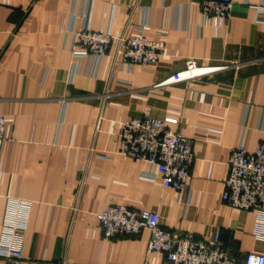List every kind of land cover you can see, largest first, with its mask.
Returning <instances> with one entry per match:
<instances>
[{"label":"crops","instance_id":"0c3cea01","mask_svg":"<svg viewBox=\"0 0 264 264\" xmlns=\"http://www.w3.org/2000/svg\"><path fill=\"white\" fill-rule=\"evenodd\" d=\"M84 29L158 43L159 63L76 57ZM187 60L227 69L160 86ZM147 114L195 142L183 193L119 154L123 124ZM0 117V253L4 224L24 227V261L0 264H163L148 231L103 237L98 215L116 206L157 212L176 237L219 233L239 260L264 254L256 214L221 200L231 151L264 144V0H233L227 21L200 0H0Z\"/></svg>","mask_w":264,"mask_h":264},{"label":"built area","instance_id":"2783aa9c","mask_svg":"<svg viewBox=\"0 0 264 264\" xmlns=\"http://www.w3.org/2000/svg\"><path fill=\"white\" fill-rule=\"evenodd\" d=\"M207 18L219 21L229 19L233 0H200ZM114 47V58L128 65L155 66L159 63L162 47L145 38L114 37L111 34L84 29L75 35L73 54L76 57L104 58ZM227 66H201L195 60H187L184 70L173 74L160 86H170L199 80L221 72ZM7 120L0 117V152L4 143ZM119 154L135 161H145L157 168L164 188L183 193L188 188L190 169L195 160V142L179 132L170 130L164 121L149 114L126 121L120 132ZM228 174L224 181L221 200L234 209L251 211L257 218V237L264 240V144L248 152L244 145L233 149L227 161ZM100 231L104 238L139 236L148 231L147 255L158 253L163 264H264V254L249 252L239 260L223 248L220 234L206 242L192 236L176 237L166 230L157 212L140 211L123 206L111 207L98 215ZM24 227L13 218L4 224V244L0 257L24 261L17 246ZM30 261V260H27ZM59 264H67L63 259ZM143 264H151L150 260Z\"/></svg>","mask_w":264,"mask_h":264}]
</instances>
